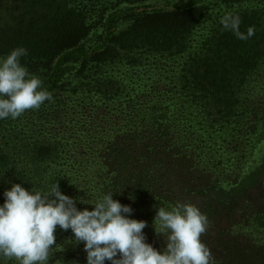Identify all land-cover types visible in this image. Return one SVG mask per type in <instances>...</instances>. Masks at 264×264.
<instances>
[{"label":"trees","instance_id":"obj_1","mask_svg":"<svg viewBox=\"0 0 264 264\" xmlns=\"http://www.w3.org/2000/svg\"><path fill=\"white\" fill-rule=\"evenodd\" d=\"M146 2L0 0V57L26 48L22 65L53 97L0 120V204L13 184L58 183L89 202L114 193L157 250L158 208L191 204L213 264H264V0ZM229 15L255 34L238 39ZM120 67L154 80L127 92ZM54 235L48 264H87L70 229Z\"/></svg>","mask_w":264,"mask_h":264},{"label":"clouds","instance_id":"obj_2","mask_svg":"<svg viewBox=\"0 0 264 264\" xmlns=\"http://www.w3.org/2000/svg\"><path fill=\"white\" fill-rule=\"evenodd\" d=\"M222 23L238 39L255 34L254 28L247 34L239 31L238 16H226ZM27 54L26 48L17 47L0 57V120L17 119L53 99L43 81L22 65ZM113 194L89 202L62 194L58 183L46 191L13 184L3 192L0 204V264L5 259L48 264L57 226L70 229L75 241L83 243L87 264H213L210 249L201 241L208 218L196 206L178 203L170 210L158 208L154 228L166 236V243L157 250L146 243V222L129 218L134 210L114 200ZM77 203L94 207L81 211Z\"/></svg>","mask_w":264,"mask_h":264},{"label":"rangeland","instance_id":"obj_3","mask_svg":"<svg viewBox=\"0 0 264 264\" xmlns=\"http://www.w3.org/2000/svg\"><path fill=\"white\" fill-rule=\"evenodd\" d=\"M185 0H147V2L145 3L146 5H148L151 8H164V7H173L179 4L184 3ZM217 15H219V12L216 13ZM103 31L104 29L102 28V26H98L94 29L93 31V35L90 37V42H89V47H94L97 44H95L97 38L94 41L95 37H100L103 38ZM199 35H203V33H199L197 36ZM101 41L98 40V43ZM128 69V68H127ZM124 69L122 67H120V72L121 74H123V77L125 78V83L127 84L128 88H127V92H132L134 89L138 88L139 85H143L144 83L149 84L151 81H153L154 79L152 77H154V73L153 72H147L144 76H136L133 74V71L131 70L130 72H127L128 70ZM156 79H160V78H156ZM163 79V78H162Z\"/></svg>","mask_w":264,"mask_h":264}]
</instances>
